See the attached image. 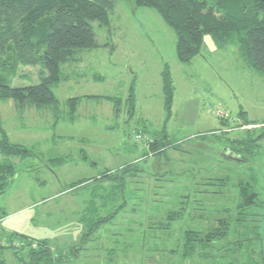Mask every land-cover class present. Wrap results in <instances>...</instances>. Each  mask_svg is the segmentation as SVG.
I'll return each mask as SVG.
<instances>
[{
  "label": "rangeland",
  "instance_id": "1",
  "mask_svg": "<svg viewBox=\"0 0 264 264\" xmlns=\"http://www.w3.org/2000/svg\"><path fill=\"white\" fill-rule=\"evenodd\" d=\"M93 25L99 47L80 54L82 62L55 95L62 105L71 97L90 95L126 101L134 86L135 114L130 119L124 104L116 117L111 102L87 99L76 122L60 120L52 129V115L28 109L21 116L12 100L1 101L10 140L37 154L14 160L18 174L0 196L1 230L49 241L60 256L55 264H252V258L264 264V140L253 153L240 145L247 130L253 129L254 138L264 132V75L245 63L236 46L220 49L209 36L212 42L205 40L200 55L190 64L181 63L175 31L156 10L137 7L133 0H117L109 26ZM166 67L175 87L169 114L162 79ZM72 71L73 66L65 68ZM21 74L35 76L29 68ZM30 84L20 78L12 82ZM246 119L258 125L243 126ZM163 130L179 149L140 162L143 171L127 179L125 208L82 243L86 230L81 218L92 191L68 190L69 185L142 160L148 141L162 137ZM234 147L242 154L235 155ZM63 156L68 162L61 166L48 163ZM241 180L259 189L261 208L236 209L242 202ZM113 184L97 185L107 194ZM118 193L101 216L123 204ZM103 204L97 199L94 210ZM184 206L182 220L167 221ZM228 216L227 238L207 251L183 256L185 231L206 233ZM1 236L0 248L6 250L0 251V259L20 264L10 248L27 242Z\"/></svg>",
  "mask_w": 264,
  "mask_h": 264
},
{
  "label": "trees",
  "instance_id": "2",
  "mask_svg": "<svg viewBox=\"0 0 264 264\" xmlns=\"http://www.w3.org/2000/svg\"><path fill=\"white\" fill-rule=\"evenodd\" d=\"M137 7L156 10L162 19L177 35L176 53L179 61L190 64L202 52L205 37L212 38L215 45L223 49L236 46L241 58L253 70L264 75V0H133ZM117 0H0V102L12 100L17 111L23 116L26 111L36 110L39 113L52 115L51 128H55L60 120L76 122L83 102L89 100H106L114 105V115L118 117L121 106L127 107L128 117L133 118L136 110L134 86L131 87L126 101L113 96H78L67 99L63 105L54 90L68 81L75 73V65L80 64V54L97 49L93 23L101 26L110 25V13L113 12ZM72 67L66 73V67ZM31 69L32 74L22 76L21 72ZM31 82L30 85L14 86L18 79ZM165 109L169 114L175 97L174 82L169 68L162 73ZM63 106V108H62ZM246 115L245 112L241 113ZM255 126L257 122L244 120L243 126ZM264 129V126L263 128ZM253 129L247 130V137L240 141L244 151L258 150L264 140V132L256 138ZM162 137H156L147 143V153L142 160L125 164L121 168L107 170L98 177L81 179L69 185L68 190L90 188L91 198L83 211L81 222L86 232L82 243L102 226L116 218L127 202L125 191L127 179L136 176L143 170L138 168L140 162H146L150 156L166 154L169 150H178L180 144L170 140L166 131ZM242 154L234 147V154ZM248 154V153H247ZM0 196L11 187L18 174L14 160L24 161L37 157L36 152L23 144L13 143L3 128L0 113ZM86 159V154L81 155ZM68 158H50V166H61ZM113 173V174H112ZM252 179H256L253 176ZM89 181L88 185H82ZM111 181L114 184L103 194L105 189L97 185ZM251 182L241 180L239 194L242 202L236 209L248 210L261 208L260 192ZM123 194V204L117 206L109 216H101L102 210L114 200L115 193ZM97 199L104 201L100 210L95 208ZM93 207V210L91 209ZM229 211V209H227ZM186 207L174 211L167 217L168 222L182 220ZM247 211V212H248ZM3 217H0V219ZM230 217L223 218L215 229L204 233L187 230L182 235L181 245L184 257H191L199 251H207L219 239L227 238L232 224ZM8 240H25L23 248H10L20 264H55L60 256L55 255L50 242L37 240L16 232L5 233L0 228V236ZM2 237V236H1ZM245 240H238L243 243ZM80 247L78 246L79 250ZM6 250L0 248V251ZM76 248L74 249V252ZM22 252H25L22 254ZM3 253V252H2ZM67 255V252L64 256ZM2 257V256H1ZM252 264H259L251 259ZM0 264H6L0 259Z\"/></svg>",
  "mask_w": 264,
  "mask_h": 264
},
{
  "label": "crops",
  "instance_id": "3",
  "mask_svg": "<svg viewBox=\"0 0 264 264\" xmlns=\"http://www.w3.org/2000/svg\"><path fill=\"white\" fill-rule=\"evenodd\" d=\"M208 39V41H211V38H210V40H209V38H207V37H205V40H207ZM212 42V41H211ZM208 43L209 45H213L212 43Z\"/></svg>",
  "mask_w": 264,
  "mask_h": 264
}]
</instances>
